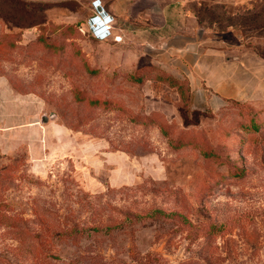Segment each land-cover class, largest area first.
Returning a JSON list of instances; mask_svg holds the SVG:
<instances>
[{"label": "rangeland", "instance_id": "374dc122", "mask_svg": "<svg viewBox=\"0 0 264 264\" xmlns=\"http://www.w3.org/2000/svg\"><path fill=\"white\" fill-rule=\"evenodd\" d=\"M237 1L193 10L264 45V0ZM90 2L0 0V264H264V101L192 109Z\"/></svg>", "mask_w": 264, "mask_h": 264}, {"label": "crops", "instance_id": "0c3cea01", "mask_svg": "<svg viewBox=\"0 0 264 264\" xmlns=\"http://www.w3.org/2000/svg\"><path fill=\"white\" fill-rule=\"evenodd\" d=\"M95 2L113 16L112 35L132 37L138 43V67L149 64L172 81L183 82L192 109L215 113L228 102L264 101V45H260V37L237 35L232 24L217 33L193 10V6L208 2L234 5L237 0ZM88 12L95 14L91 4Z\"/></svg>", "mask_w": 264, "mask_h": 264}, {"label": "trees", "instance_id": "16d2710c", "mask_svg": "<svg viewBox=\"0 0 264 264\" xmlns=\"http://www.w3.org/2000/svg\"><path fill=\"white\" fill-rule=\"evenodd\" d=\"M198 14H200V12L198 11L197 12ZM200 17H201V15H200ZM200 21L202 22V23H204V24H206V22H205V20L201 17V19H200ZM207 25V24H206ZM208 26V25H207ZM91 34V36L94 38V39H97V40H99V37H97V36H95L94 34H92V33H90ZM150 67V66H149ZM151 69H155V68H152V67H150ZM158 72H160L159 70H158ZM147 74V72H145L143 69H141V70H138V82H142V80H143V78L145 77V75ZM160 75H161V77H160V80H165V81H172V80H174L173 78H171L170 76H168V75H166V73H162V72H160L159 73ZM164 76H166V78H162V77H164ZM179 83H183V82H177V81H172V83L171 84H179ZM107 100V99H106ZM232 103H236V104H240L241 106H244V107H247V104H244V103H239V102H232ZM153 119L154 118H147V120H149V125L148 126H152V125H154V124H156L157 126H161V127H164V128H166V125H164L163 123H159V122H156L155 120H154V122H153ZM140 123H143V121L141 120L140 121ZM167 127H171V126H167ZM191 141L192 142H194L195 140L194 139H191ZM191 141H182V140H174V144L176 145V147H184V145L185 146H187V145H192L191 143ZM198 141L201 143V145L203 146V148H204V150L206 149V148H212L211 146H210V144H208V142H207V139L204 137V136H201L199 139H198ZM197 141V142H198ZM9 220V217L6 215V213H4V212H2V211H0V226H4V225H7L8 224V221ZM9 226V225H8ZM13 226V225H12ZM10 230H12L11 232H14V233H17V234H25L26 233V231H24L22 228H20V227H17L16 229H15V227H13V229H10Z\"/></svg>", "mask_w": 264, "mask_h": 264}, {"label": "built area", "instance_id": "2783aa9c", "mask_svg": "<svg viewBox=\"0 0 264 264\" xmlns=\"http://www.w3.org/2000/svg\"><path fill=\"white\" fill-rule=\"evenodd\" d=\"M95 1L96 0H93L91 2L92 9L94 10L95 14L90 17V22L88 24L90 28L89 31L95 36L99 37V39H104L111 35L113 16L104 11V8L96 4ZM114 38L116 40H120L121 37L114 36Z\"/></svg>", "mask_w": 264, "mask_h": 264}, {"label": "water", "instance_id": "95a60500", "mask_svg": "<svg viewBox=\"0 0 264 264\" xmlns=\"http://www.w3.org/2000/svg\"><path fill=\"white\" fill-rule=\"evenodd\" d=\"M54 115L55 114L53 112L49 113L48 115H42L41 121L42 122H47L49 119L53 118Z\"/></svg>", "mask_w": 264, "mask_h": 264}]
</instances>
